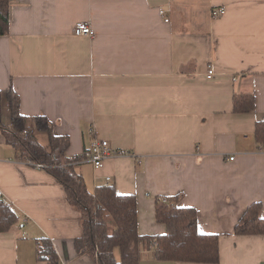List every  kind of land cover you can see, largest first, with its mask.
<instances>
[{"label":"crops","instance_id":"1","mask_svg":"<svg viewBox=\"0 0 264 264\" xmlns=\"http://www.w3.org/2000/svg\"><path fill=\"white\" fill-rule=\"evenodd\" d=\"M212 9L226 12L213 18ZM80 22L94 38L74 35ZM10 89L42 146L49 139L38 117L69 139L67 159L96 139L136 155L99 170L74 167L92 193L111 186L136 196L141 235L165 234L156 199L181 197L180 206L196 210L199 232L219 236V264H264V235L235 234L252 204L262 203L264 217V144L256 140L264 0H12L10 33L0 37V91ZM248 96L255 110L236 111L235 98ZM0 124L14 129L6 99ZM0 190L18 215L0 233V264H49L38 256L44 238L59 264H98L78 254L83 220L63 186L21 158L2 131ZM141 264L198 263L156 261L146 251Z\"/></svg>","mask_w":264,"mask_h":264},{"label":"trees","instance_id":"2","mask_svg":"<svg viewBox=\"0 0 264 264\" xmlns=\"http://www.w3.org/2000/svg\"><path fill=\"white\" fill-rule=\"evenodd\" d=\"M12 0H0V37L10 33ZM6 99L10 106L13 130L0 124V131L17 154L35 164H41L65 189L68 202L81 214L83 236L76 241L80 255H89L98 264H141L143 253L153 252L156 261L219 264V236L199 232L196 210L179 205L181 197L156 199L157 222L166 226L163 235L144 236L138 230V205L135 195H120L111 186L88 190L83 177L76 171L71 158L65 157L69 139L53 133L50 122L36 118V126L49 139L48 148L34 135L26 133V117L20 113V99L10 89L0 91V103ZM238 112L255 110L254 96L235 98ZM256 140L264 144V122L256 128ZM262 203L248 207L236 226L238 236L264 235ZM18 223V215L8 202L0 200V233L9 232ZM38 256L49 264H59L49 239L39 242ZM119 250L120 259L115 256Z\"/></svg>","mask_w":264,"mask_h":264},{"label":"built area","instance_id":"3","mask_svg":"<svg viewBox=\"0 0 264 264\" xmlns=\"http://www.w3.org/2000/svg\"><path fill=\"white\" fill-rule=\"evenodd\" d=\"M224 9H212L211 15L213 18H219L225 15ZM161 15L165 18L166 22H169V19L166 18V12L161 11ZM74 35L76 37H95V31L88 24L80 22L77 23L74 30ZM214 75V69L210 66L207 74V78L211 79ZM28 133V130L25 134ZM137 158L135 154L128 152L123 149H115L110 145L107 140L96 139L92 142L91 147L81 156L75 157L73 160V165H81L84 163L91 164L96 170L102 169L105 163L110 159L116 158ZM234 157H229V160L234 161ZM29 164L35 166L38 169H43L44 167L41 164H35L29 161ZM112 179H107V184L110 185ZM4 197L3 192L0 190V200ZM165 201V199H164Z\"/></svg>","mask_w":264,"mask_h":264},{"label":"rangeland","instance_id":"4","mask_svg":"<svg viewBox=\"0 0 264 264\" xmlns=\"http://www.w3.org/2000/svg\"><path fill=\"white\" fill-rule=\"evenodd\" d=\"M117 252V255H118V257H120V252H119V250H116L115 251V253ZM115 256H116V254H115ZM117 258V257H116ZM119 260V259H118Z\"/></svg>","mask_w":264,"mask_h":264}]
</instances>
